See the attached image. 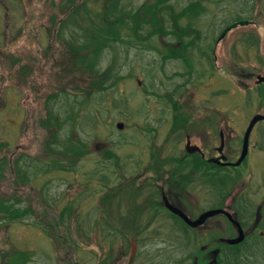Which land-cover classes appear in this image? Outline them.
Instances as JSON below:
<instances>
[{"label":"rangeland","instance_id":"obj_1","mask_svg":"<svg viewBox=\"0 0 264 264\" xmlns=\"http://www.w3.org/2000/svg\"><path fill=\"white\" fill-rule=\"evenodd\" d=\"M115 1L114 9L132 15L146 2L157 0ZM192 1L166 4L179 11ZM84 2L77 15L85 26L90 23L86 11L101 10L102 0H0V214H6L2 213L5 207L28 210L0 220V264H5L7 254L16 253L26 255L24 264H97L102 259L99 264H193L194 252L201 247L197 243L205 238L195 241L183 226L168 218L150 222L151 233L138 235H125L124 222L119 220L123 227L121 234H115L99 217L100 201L112 183L140 173L131 168L147 159L146 144L156 147L167 140L161 120L164 114L170 116L166 107L174 102L182 115L230 117L236 135L228 139V146L241 148L246 124L256 113L264 115V82L258 81L259 75L264 76V0H202V13L178 17V24L191 25L179 42L185 45L186 56L169 57L171 48L161 45L179 40L164 11L162 33L150 35L143 28L144 39L133 32L123 33L104 49L99 69L96 65L91 75L84 72L76 77L71 51L83 31L73 21V27L67 25L70 31L57 37L55 32L68 9ZM239 20L248 23L232 28L219 42L214 67L212 48L218 36ZM191 41L194 44L187 47ZM99 70L105 78L113 72L104 90H97ZM239 71L255 77L245 78L241 85L236 77ZM54 113L61 127L52 122ZM218 125L205 145H220L218 131H227L224 124ZM146 129L151 134H145ZM71 138L86 142L90 153L73 157L66 151ZM252 138L244 166L228 170V178L220 171L209 177L213 179L210 197L202 186L210 182L204 183L205 178L191 189L216 202L232 188L231 195L237 196L252 179L257 195L253 198L264 195V121L255 127ZM168 141L176 142L178 156H186L178 149L184 146L182 136ZM96 142L103 145L95 146ZM107 151L114 157L107 158ZM166 157L175 159L174 152L167 151ZM56 159L63 168L54 165ZM239 173L243 177L237 179ZM216 211H209V216ZM250 218L245 215V222ZM258 236L262 235H248L243 245L223 250L221 263L264 264V242ZM133 243L136 251L131 260ZM205 252L197 251L201 253L198 264H216L208 261ZM18 263L14 259L10 264Z\"/></svg>","mask_w":264,"mask_h":264},{"label":"flooded vegetation","instance_id":"obj_2","mask_svg":"<svg viewBox=\"0 0 264 264\" xmlns=\"http://www.w3.org/2000/svg\"><path fill=\"white\" fill-rule=\"evenodd\" d=\"M218 44L216 42L215 49L212 48L211 61H213L212 64L214 67L218 63ZM161 45L167 48L173 46L172 43L168 44L164 41L161 42ZM234 70L230 67L231 72H234ZM236 77H238L237 81L241 85H244L243 80L245 78H251L250 80H252L255 75L249 73V71H239ZM158 106L163 107L160 104ZM179 106V104L174 102L171 106L166 107L168 108L166 111L168 113L171 112L170 116L167 118H165V114L162 116L161 122H164L162 125L165 126L166 132L163 138L167 140L160 142L156 147L146 144L147 159L138 164H131L133 165L131 170L137 169L140 173L138 175L134 173L133 175L127 176V179H123L121 183H112L107 207H103L100 201V212L114 220V225L110 227L111 232L115 234L118 232L121 234V229L119 228L123 226L122 223L118 222L122 219L125 220L123 227L124 232H126L124 233L125 235L148 234L154 228L150 226V222L158 223L163 218L173 220L193 235L195 241L205 238L204 242L197 243L201 247L194 252L193 264H198L201 261V253L204 251H206L205 254L210 263L214 261L216 264H222V251L230 247L238 246L241 243L243 245L247 242L248 235H262L258 236L257 240L264 242V195L260 196L257 200L253 198V196L257 195L254 194L255 192L251 187L253 184L252 179H249V184L243 185L242 191L237 196L231 195V192L234 190L232 188L216 202H213L211 199L199 197L201 192L196 188L191 189V187L195 186L200 178H205L203 180L204 183L206 180L210 182H206L202 186L204 187V191L207 192L206 195L210 197L209 194L212 191L211 182L213 179L209 177L214 175L213 172L217 173L220 171L221 173H225V177L228 178L230 177L228 170L237 169L242 165L244 166L245 161H247L246 157L239 165L238 162L242 155L248 126L254 116L245 126L244 142L241 148L234 147L231 149L228 146V139L236 135L234 134L236 132L234 131L235 124L230 120V117H224L223 114L182 115L179 112ZM163 108L165 110V107ZM164 118L165 120H163ZM262 121L264 119L258 121L252 129L248 141V151L252 143L253 131ZM218 122L224 124L227 132L219 129L220 145L210 144L208 147L204 143H209L206 139H209L213 129H218ZM230 122L233 125L232 131L229 128ZM162 131H164V127H162ZM151 132L152 130L149 132L146 129L145 134H151ZM177 136H182L184 146H180L178 149H180V154L186 155L185 157L181 156L185 159L178 156L176 142L168 141V139H174ZM197 137L203 143L196 139ZM100 143L96 142L95 146ZM188 145L190 147H192L191 145H195L198 147V150L188 152ZM167 151L174 152L175 159L171 160L166 157ZM194 157L198 159L196 163L194 162ZM185 168H190L191 172L183 171ZM240 177L243 176L239 173L237 179ZM248 178L249 175H246L245 179ZM124 190L128 191L129 194L121 195L120 192ZM246 205H251L252 209L245 211L244 207ZM212 210H217V212L208 216L204 221L198 224L195 223L202 215ZM245 215L247 217L251 216L249 221L245 222ZM194 223L195 225H193ZM240 228L242 229L241 232ZM241 234H243V239L239 243H230L231 239H236ZM207 236L209 237L206 239ZM197 251L201 253H197ZM131 262L129 264H132Z\"/></svg>","mask_w":264,"mask_h":264},{"label":"trees","instance_id":"obj_3","mask_svg":"<svg viewBox=\"0 0 264 264\" xmlns=\"http://www.w3.org/2000/svg\"><path fill=\"white\" fill-rule=\"evenodd\" d=\"M169 1L170 0H157V1L146 2L145 5H143L141 8H138L137 11H135L132 15H130L131 13L129 11H124V10L119 11L114 9V6L116 4L118 5V3L115 0H102L103 8L101 10H97V12L86 11L87 13L86 17L90 21V23L86 24L85 26L81 23L82 20L77 15V9L79 8V6L85 5L87 2L75 5L74 6L75 8L71 6L68 9L67 16L63 20H61L59 29L55 32V37H57V34L62 35L64 31L67 32L70 31V28H67V25L70 27V24H72L71 27H73V21H75L76 23L74 24L80 26L83 31L76 36V38L79 39L77 41L78 45H72L74 49V51H71L73 55L72 66H71L72 72L76 70V74H78L76 75V77H82L84 72L85 73L87 72L90 75L94 73L96 65L99 69L98 63L101 62V59L104 56L103 54L106 51L104 49L109 48V44L111 40L120 39L123 33L131 34L133 32L135 34V37L137 38L138 37L142 38L140 30L143 28H148V33L150 35L158 32L162 33L165 28L164 25L162 24L163 22L162 20L165 19V16H163L164 11H168L169 13L168 17L169 20L171 21L172 29L174 32H176V34L179 37V40L177 41L176 44L172 42H166L168 44L169 43L173 44V46L169 47L171 49L169 50L168 56L169 57H175L180 55L186 56V52H184L185 45L179 42L183 38V35L187 34L188 30L191 29V25L187 24L186 26H183L178 24V17L196 16L199 13H202L205 9L204 3L202 2V0H196L197 2L193 0L188 5L183 7L181 10L175 11L169 8L170 4H166ZM114 12L116 13L114 14ZM129 22L133 25H130ZM64 25L66 27H64ZM127 27L130 30H126ZM186 30L187 32L185 33ZM72 35L73 34H71V36ZM193 44L194 41H191L188 45L187 44L186 45L187 47H189V45L191 46ZM111 71H112V67H111ZM112 73L108 78H105L100 76V70H99V77L101 82H99L100 85L98 87L96 86L98 88L97 90H104V88L107 85L106 83L110 81L112 77ZM71 117L74 116L73 115L69 116V118ZM51 120L54 123L57 122L56 124L53 123L54 125L61 127L60 126L61 122L59 120V117L56 116V113H54V116H52ZM75 142L76 144H74ZM66 151H70L73 157H79V156L82 157L83 155H88L90 149L87 148L86 142L76 141V139L71 138L70 144H68ZM106 154H107L106 157L109 159L114 157V154L111 151H107ZM53 163L54 165H57L58 168L64 167V165L60 162L59 159H56ZM218 177L220 179L223 178V176L221 175H218ZM110 192L111 189L105 194V196L101 200V204L103 207H107V201L110 198ZM120 193L121 195L129 194V192L126 190L121 191ZM5 208H6L5 209L6 212L2 211V213H6V214L3 216L0 214V220H2V218H4L5 216L17 217L21 213L28 212V210L14 211L13 209L7 207ZM102 215H104L105 217H102ZM99 217L101 218V220L102 219L106 220L108 225L112 227V223L114 222V220H112L108 215L100 212ZM122 221L125 224V220L122 219ZM45 232L49 235V229L46 228ZM14 259L15 260L18 259L20 261V263L18 264H24L26 260V255L24 253H20V256L18 257V253L14 254L13 256L7 254L6 259L4 258L3 260L5 261V264H10ZM101 261H105V260L104 259L99 260V263H101Z\"/></svg>","mask_w":264,"mask_h":264},{"label":"water","instance_id":"obj_4","mask_svg":"<svg viewBox=\"0 0 264 264\" xmlns=\"http://www.w3.org/2000/svg\"><path fill=\"white\" fill-rule=\"evenodd\" d=\"M248 23L247 20H239V21H235L233 23H231L227 28L224 29L223 33L221 34V36L219 37V40H221L222 38L225 37V35L228 33L229 30H231L232 28H235L237 27L238 25H241V24H246ZM218 40V41H219ZM258 81H264V76H261L259 75L258 76ZM264 119V115L262 114H256L253 119L251 120L249 126H248V129H247V132H246V135H245V143H244V149L242 151V155H241V158L238 162V165L241 163V161L246 157V155L248 154V141H249V136L252 132V129L254 128L255 124L260 121V120H263ZM192 147H190V145H188V151L189 152H194L195 150H198V147H196L195 145H191ZM209 212V211H208ZM208 212H206L202 217H200L198 219V222L200 221H204L207 216H209ZM217 212V211H216ZM211 214V213H210ZM184 218L187 220L188 218L186 216H184ZM189 221V220H187ZM196 223V222H195ZM195 223L193 225H195ZM242 231V229L240 228V232ZM241 237V236H240ZM243 239V238H242ZM240 240H235V239H231L230 240V243H239ZM135 251H136V246H135V243H133L132 245V255H131V260L134 258V254H135Z\"/></svg>","mask_w":264,"mask_h":264},{"label":"bare ground","instance_id":"obj_5","mask_svg":"<svg viewBox=\"0 0 264 264\" xmlns=\"http://www.w3.org/2000/svg\"><path fill=\"white\" fill-rule=\"evenodd\" d=\"M202 216H203V215H202ZM202 216H201V217H202ZM240 236H241V237H238V238H236L235 240H240V241H241L242 238H243V234H241Z\"/></svg>","mask_w":264,"mask_h":264}]
</instances>
